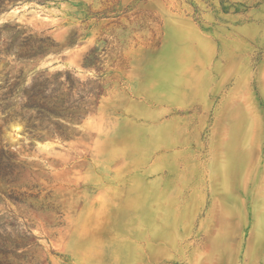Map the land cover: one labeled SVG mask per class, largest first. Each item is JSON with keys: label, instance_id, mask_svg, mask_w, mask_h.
<instances>
[{"label": "rangeland", "instance_id": "1", "mask_svg": "<svg viewBox=\"0 0 264 264\" xmlns=\"http://www.w3.org/2000/svg\"><path fill=\"white\" fill-rule=\"evenodd\" d=\"M0 264H264V0H0Z\"/></svg>", "mask_w": 264, "mask_h": 264}, {"label": "trees", "instance_id": "2", "mask_svg": "<svg viewBox=\"0 0 264 264\" xmlns=\"http://www.w3.org/2000/svg\"><path fill=\"white\" fill-rule=\"evenodd\" d=\"M10 1H12V0H1V4L4 5V3H6V2H10Z\"/></svg>", "mask_w": 264, "mask_h": 264}, {"label": "bare ground", "instance_id": "3", "mask_svg": "<svg viewBox=\"0 0 264 264\" xmlns=\"http://www.w3.org/2000/svg\"><path fill=\"white\" fill-rule=\"evenodd\" d=\"M17 129V128H16ZM16 131V130H15Z\"/></svg>", "mask_w": 264, "mask_h": 264}]
</instances>
